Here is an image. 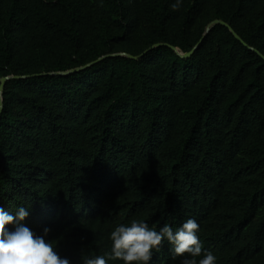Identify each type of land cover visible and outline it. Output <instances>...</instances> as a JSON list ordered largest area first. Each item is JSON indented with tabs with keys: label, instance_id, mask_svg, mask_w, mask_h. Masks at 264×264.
<instances>
[{
	"label": "trees",
	"instance_id": "trees-1",
	"mask_svg": "<svg viewBox=\"0 0 264 264\" xmlns=\"http://www.w3.org/2000/svg\"><path fill=\"white\" fill-rule=\"evenodd\" d=\"M173 2L0 0V88L30 76L0 92V206L71 264L188 218L217 264H264V0Z\"/></svg>",
	"mask_w": 264,
	"mask_h": 264
},
{
	"label": "clouds",
	"instance_id": "clouds-1",
	"mask_svg": "<svg viewBox=\"0 0 264 264\" xmlns=\"http://www.w3.org/2000/svg\"><path fill=\"white\" fill-rule=\"evenodd\" d=\"M183 0H174L172 10H179ZM28 208L20 206L14 215L0 206V264H71L56 250L52 240L47 239L51 229L45 227L37 234L24 221L29 216ZM7 225H12L11 229ZM199 224L188 218L181 226L173 228L163 224L159 229L141 219L121 223L110 232V251L101 255L82 256L83 264H112L120 260L123 264H150L155 252L164 241L171 248L173 258L183 256L181 264H217L211 251L202 254ZM199 258V259H197Z\"/></svg>",
	"mask_w": 264,
	"mask_h": 264
},
{
	"label": "water",
	"instance_id": "water-1",
	"mask_svg": "<svg viewBox=\"0 0 264 264\" xmlns=\"http://www.w3.org/2000/svg\"><path fill=\"white\" fill-rule=\"evenodd\" d=\"M213 24H214V25H215V24H224V25L228 26V27L233 31V29H232L227 23H225L224 21L216 20ZM210 31H211V26H209V28L207 29V33L203 36V38H202L201 41L197 44V46H196L192 51H190V52H188V53H185V54L180 53L181 56H183V57H190V56L192 55V53H193V52H194V51H195V50L201 45L202 41L204 40L205 37H207V35L209 34ZM233 32H234V31H233ZM234 33H235V32H234ZM235 36H236L238 39L242 40L241 37H240L237 33H235ZM242 41H243V40H242ZM152 48H153V47H152ZM152 48H150V49H152ZM150 49H148L147 51H145L143 54H146ZM175 49H176V48H175ZM176 50H178V49H176ZM253 50H255L257 53H259L261 56L264 57V55H262L257 49H253ZM129 56H130V55H129ZM130 57H132V56H130ZM103 58H104V57L99 58V59H97L96 61H94V62H92L91 64H88V65H86V66H84V67L75 68V69H72V70H69V71L55 72V73H52V74H53V75H69V74L74 73V72H77V71H79V70H81V69H83V68H85V67H88V66H90V65H92V64H95V63L101 61ZM34 76H35V75H34ZM13 77H14V78H15V77H16V78H17V77H19V78H27V77H30V76L28 75V76H11V77H4V78L2 79V84H1V88H0V92H1V94H2V91H3L4 85H5V82H6L7 80L13 78ZM0 103H1V108H0V115H1V113H2V111H3V98H2V96L0 97Z\"/></svg>",
	"mask_w": 264,
	"mask_h": 264
}]
</instances>
